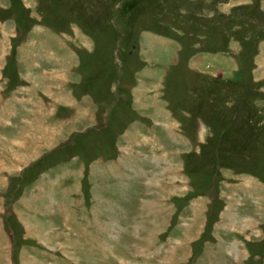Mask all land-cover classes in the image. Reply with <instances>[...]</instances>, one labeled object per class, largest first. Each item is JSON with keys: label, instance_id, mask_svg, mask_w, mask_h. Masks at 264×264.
<instances>
[{"label": "rangeland", "instance_id": "obj_1", "mask_svg": "<svg viewBox=\"0 0 264 264\" xmlns=\"http://www.w3.org/2000/svg\"><path fill=\"white\" fill-rule=\"evenodd\" d=\"M0 264H264V0H0Z\"/></svg>", "mask_w": 264, "mask_h": 264}, {"label": "crops", "instance_id": "obj_2", "mask_svg": "<svg viewBox=\"0 0 264 264\" xmlns=\"http://www.w3.org/2000/svg\"><path fill=\"white\" fill-rule=\"evenodd\" d=\"M149 36L147 37V42H151L152 40H153V38H150V33H147ZM159 35H162V34H159ZM157 36V35H156ZM163 36V35H162ZM181 36V35H180ZM163 37H165L166 38V40L165 41H161V40H156L159 44H161L162 46H163V51L161 50L160 51V53H159V56H160V60H162L163 61V64L164 63H167L168 61H171V59H173L174 60V57H175V53H174V51H171L172 49H171V46H167L166 45V43L168 42V41H170V39L168 38V36L167 35H164ZM208 37V36H207ZM207 37L206 36H204L203 38L204 39H207ZM177 42H179V44H180V47L183 49V51L181 52V54H183V55H185V52H184V49H185V47L187 46L186 45V41H183V40H179V41H176L175 40V42H174V47H173V49L175 50V49H177L178 48V43ZM184 43V44H183ZM197 44H199V46L197 45ZM203 45H204V42H203V44L202 43H196V45H194V46H192L194 49V51H197V53L195 54V56H198L199 57V59L203 62V63H207L208 61H212V60H218V61H226L227 63H228V59H229V52H226V51H224L223 49H221V48H214L213 46H210V44H209V47H211V48H207V49H205L204 47H206L205 45H204V47H203ZM200 47H201V49H200ZM192 50V51H193ZM189 51H191L190 49H189ZM193 56V55H192ZM192 58V57H191ZM190 58V59H191ZM182 59H183V57H182ZM194 60H192V62L190 61V63H194L193 62ZM222 70V73L223 72H227V71H224V69H221ZM222 76V75H221ZM62 98H64V96H58L57 97V100H60V99H62ZM11 200H12V198H10V196L8 197V200H7V197L6 196H3L2 197V201H3V203H5V204H8V205H10L11 204ZM18 217L22 220V222L23 223H25V221H27V222H29L30 220L29 219H27V218H25V216H22V214H20V215H18ZM227 219H228V217H227ZM229 221L230 220H228L227 221V224L229 223ZM30 224H31V227L33 228V226H35V225H37V227H39V225L38 224H35V223H33V221H31L30 222ZM27 225L28 224H26V227H27ZM32 228H31V230H32ZM234 245V243H232V246Z\"/></svg>", "mask_w": 264, "mask_h": 264}]
</instances>
